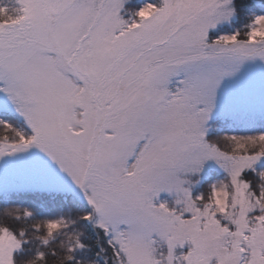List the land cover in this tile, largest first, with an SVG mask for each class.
Returning a JSON list of instances; mask_svg holds the SVG:
<instances>
[{
	"label": "snow or ice",
	"instance_id": "snow-or-ice-1",
	"mask_svg": "<svg viewBox=\"0 0 264 264\" xmlns=\"http://www.w3.org/2000/svg\"><path fill=\"white\" fill-rule=\"evenodd\" d=\"M0 264H264V0H0Z\"/></svg>",
	"mask_w": 264,
	"mask_h": 264
}]
</instances>
